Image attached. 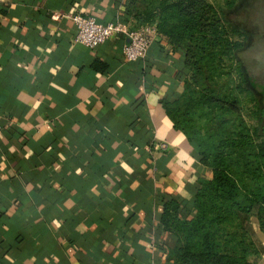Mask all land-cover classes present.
<instances>
[{"label": "crops", "instance_id": "obj_1", "mask_svg": "<svg viewBox=\"0 0 264 264\" xmlns=\"http://www.w3.org/2000/svg\"><path fill=\"white\" fill-rule=\"evenodd\" d=\"M143 5L0 0V264H179L162 200L189 217L196 180L211 169L163 102L182 90L184 46L143 19ZM60 11L153 24L156 34L125 59L127 35L75 42ZM256 258L264 264V247Z\"/></svg>", "mask_w": 264, "mask_h": 264}, {"label": "trees", "instance_id": "obj_2", "mask_svg": "<svg viewBox=\"0 0 264 264\" xmlns=\"http://www.w3.org/2000/svg\"><path fill=\"white\" fill-rule=\"evenodd\" d=\"M143 2V19L154 20L155 27L169 41L182 42L185 66L194 63L191 57L196 53L197 45L191 43H197V39L201 42H198L199 50L210 47L216 55L228 46L227 30L222 22L227 21V16L223 14L222 17V11L208 1ZM240 2L245 8L251 0ZM233 17L230 18L235 22L237 18ZM242 49H236L234 53L241 65H237L238 72L242 70L264 99V87L249 73L250 68L242 59ZM185 84L183 78V87ZM163 102L171 123L198 143L201 160L211 169L209 177L196 180L189 217L179 215L178 202L174 198L162 200L159 222L170 230L173 237L167 245V253L179 264H256V255L264 247L254 235L264 234L263 142L251 143L250 137L241 129L243 127H239L222 132L215 144L192 129L190 116L185 117L187 108L181 110L168 100ZM223 107L235 110L237 105L222 104ZM236 152L240 155L246 152L250 159L236 158V155L231 158Z\"/></svg>", "mask_w": 264, "mask_h": 264}, {"label": "rangeland", "instance_id": "obj_3", "mask_svg": "<svg viewBox=\"0 0 264 264\" xmlns=\"http://www.w3.org/2000/svg\"><path fill=\"white\" fill-rule=\"evenodd\" d=\"M206 1L220 9L221 16H227V21L222 22H225L228 46L216 55L210 47L199 50L198 39L197 43H191L197 45V49L191 57L193 65L185 69L186 86L168 101L181 110L188 109L185 117L190 116L192 129L204 139L216 144L222 132L243 127L251 143L263 142L264 145V99L242 70L238 72L240 63L234 55L236 49L243 48L242 59L250 68L249 73L264 87V0H251L245 8L240 5L241 0ZM231 16L237 20L233 22ZM180 44L183 46L182 42ZM207 101L211 104L205 103ZM230 103L237 108H222V104ZM235 155L250 159L246 152L245 155L233 153L231 158Z\"/></svg>", "mask_w": 264, "mask_h": 264}, {"label": "built area", "instance_id": "obj_4", "mask_svg": "<svg viewBox=\"0 0 264 264\" xmlns=\"http://www.w3.org/2000/svg\"><path fill=\"white\" fill-rule=\"evenodd\" d=\"M56 16L69 18L74 26L72 40L81 42L89 47L100 43L111 34L127 35V41L121 42V51L125 59H134L144 54L152 37L156 34L153 24H143L129 27L121 18L97 21L92 15L84 12L60 11ZM154 146L165 147L164 140L154 142Z\"/></svg>", "mask_w": 264, "mask_h": 264}]
</instances>
